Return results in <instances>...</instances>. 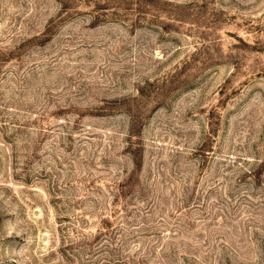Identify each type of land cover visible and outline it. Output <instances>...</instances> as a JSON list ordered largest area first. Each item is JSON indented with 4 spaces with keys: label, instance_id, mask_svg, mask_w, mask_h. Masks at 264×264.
<instances>
[{
    "label": "rangeland",
    "instance_id": "rangeland-1",
    "mask_svg": "<svg viewBox=\"0 0 264 264\" xmlns=\"http://www.w3.org/2000/svg\"><path fill=\"white\" fill-rule=\"evenodd\" d=\"M0 264H264V0H0Z\"/></svg>",
    "mask_w": 264,
    "mask_h": 264
}]
</instances>
